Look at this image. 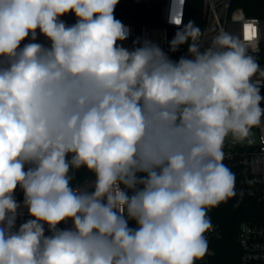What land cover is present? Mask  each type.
Returning <instances> with one entry per match:
<instances>
[{
	"label": "clouds",
	"instance_id": "obj_1",
	"mask_svg": "<svg viewBox=\"0 0 264 264\" xmlns=\"http://www.w3.org/2000/svg\"><path fill=\"white\" fill-rule=\"evenodd\" d=\"M119 2L0 0V264H196L236 195L223 146L264 124V69L228 32L203 47L184 0L169 51L186 56L127 48Z\"/></svg>",
	"mask_w": 264,
	"mask_h": 264
},
{
	"label": "built area",
	"instance_id": "obj_2",
	"mask_svg": "<svg viewBox=\"0 0 264 264\" xmlns=\"http://www.w3.org/2000/svg\"><path fill=\"white\" fill-rule=\"evenodd\" d=\"M234 0H203V12L207 25L201 38L203 47L211 44L215 36L221 32H228L236 37L247 49L258 64H264V20L256 17H249L242 8L233 6ZM172 0H120L117 11L114 12L116 19L120 20L131 29L129 38L123 42L127 48L133 47V41L137 38H147L157 43L166 53H168V42L170 32L177 27L168 22ZM187 0L183 4V19H185ZM67 25L76 22V17L68 13L60 18ZM25 40L23 43H28ZM36 42L47 45L49 42L43 36H38ZM261 69H264L260 67ZM264 78L259 76L253 78ZM261 95L264 96V85H261ZM264 107V101L261 103ZM264 119V118H262ZM252 142L249 143L248 141ZM223 151L225 159L223 163L227 165L236 177V195L249 200L254 208V217H244L238 222L236 240L239 247V258L237 264H264V124L254 127L251 135L244 141H234L229 135L224 143ZM22 190L17 188L15 192L16 200L19 199ZM230 198V199H232ZM229 200V199H228ZM226 202H221L218 206L208 210L211 220V228L205 233L208 241V251L206 255L197 260L196 264H217V254L215 245L222 237L221 224L218 221L219 209ZM20 216L17 219L19 224L30 219L27 209L21 207ZM71 222L60 224V228L70 227ZM46 235L50 233L47 231Z\"/></svg>",
	"mask_w": 264,
	"mask_h": 264
},
{
	"label": "trees",
	"instance_id": "obj_3",
	"mask_svg": "<svg viewBox=\"0 0 264 264\" xmlns=\"http://www.w3.org/2000/svg\"><path fill=\"white\" fill-rule=\"evenodd\" d=\"M124 1L128 3V0ZM233 6L236 8H242L249 17H256L264 20V0H234ZM117 10H119L118 6L115 8V11ZM189 20L194 21L195 25L201 29L203 36L207 25L203 12V0H187L184 23H187ZM178 30V28L171 30L169 41L173 39ZM168 55L174 61L178 60L181 56H186L187 45H182L176 52H170L168 42ZM259 66L264 68V64H259ZM89 179H92V174L81 169L75 173L73 186L83 185L85 181ZM19 199L23 201V193L20 195ZM247 207L254 208L257 211L259 209L258 207L253 206L249 200L241 197L227 200L219 209L218 221L221 224L223 237L215 245L217 264L238 263L239 247L236 240L237 225L239 221L244 219V211ZM129 226L136 227L135 222L130 221Z\"/></svg>",
	"mask_w": 264,
	"mask_h": 264
},
{
	"label": "water",
	"instance_id": "obj_4",
	"mask_svg": "<svg viewBox=\"0 0 264 264\" xmlns=\"http://www.w3.org/2000/svg\"><path fill=\"white\" fill-rule=\"evenodd\" d=\"M245 216L246 217H254L255 214H254V212L252 210L248 209V210H246Z\"/></svg>",
	"mask_w": 264,
	"mask_h": 264
}]
</instances>
